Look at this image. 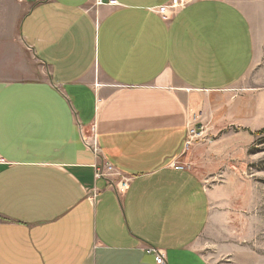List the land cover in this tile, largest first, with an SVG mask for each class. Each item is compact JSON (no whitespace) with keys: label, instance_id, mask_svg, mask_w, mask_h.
Instances as JSON below:
<instances>
[{"label":"crops","instance_id":"obj_1","mask_svg":"<svg viewBox=\"0 0 264 264\" xmlns=\"http://www.w3.org/2000/svg\"><path fill=\"white\" fill-rule=\"evenodd\" d=\"M116 1L0 0V264H208L209 194L175 164L251 70V21L234 0Z\"/></svg>","mask_w":264,"mask_h":264},{"label":"rangeland","instance_id":"obj_2","mask_svg":"<svg viewBox=\"0 0 264 264\" xmlns=\"http://www.w3.org/2000/svg\"><path fill=\"white\" fill-rule=\"evenodd\" d=\"M234 1L253 27L254 64L235 87L211 96L212 109H200L192 129L204 135H188L189 150L175 166L197 174L209 194L196 244L205 261L264 264V0Z\"/></svg>","mask_w":264,"mask_h":264},{"label":"built area","instance_id":"obj_3","mask_svg":"<svg viewBox=\"0 0 264 264\" xmlns=\"http://www.w3.org/2000/svg\"><path fill=\"white\" fill-rule=\"evenodd\" d=\"M188 4V1L187 0H173L172 4L170 5V8L171 9H180V8H184L185 6H187ZM96 5L97 6H111V7H118L119 6V3L116 1V0H96ZM199 132L196 130V129H191L190 133L189 134H194V135H197ZM202 135H204V132L201 131L199 133V136L201 137ZM188 141V140H187ZM87 142V141H86ZM88 146L91 148V150L93 151L94 154L98 155L99 154V151H98V142H97V139H96V136H94L92 138V142L88 143ZM187 147L190 146V143L187 142ZM177 169H185L183 166H175ZM104 174L103 172L101 171L100 168H97V176L98 177H102ZM93 200L96 199L97 197V191L95 190L93 192V196H91ZM153 252L156 254V263L157 264H167V261L165 259V256L163 253H161L160 251H157V250H154L153 249Z\"/></svg>","mask_w":264,"mask_h":264},{"label":"bare ground","instance_id":"obj_4","mask_svg":"<svg viewBox=\"0 0 264 264\" xmlns=\"http://www.w3.org/2000/svg\"><path fill=\"white\" fill-rule=\"evenodd\" d=\"M189 147H187V145L185 144V147H184V153L188 152L186 151ZM189 150V149H188ZM156 261V260H155ZM157 264V263H156Z\"/></svg>","mask_w":264,"mask_h":264},{"label":"trees","instance_id":"obj_5","mask_svg":"<svg viewBox=\"0 0 264 264\" xmlns=\"http://www.w3.org/2000/svg\"><path fill=\"white\" fill-rule=\"evenodd\" d=\"M264 132V130L262 132H260L259 134H262Z\"/></svg>","mask_w":264,"mask_h":264}]
</instances>
